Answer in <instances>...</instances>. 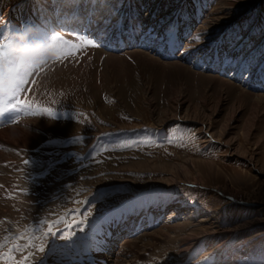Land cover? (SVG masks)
<instances>
[{"label": "rangeland", "instance_id": "rangeland-1", "mask_svg": "<svg viewBox=\"0 0 264 264\" xmlns=\"http://www.w3.org/2000/svg\"><path fill=\"white\" fill-rule=\"evenodd\" d=\"M59 1L38 0L30 15L25 13L17 21L9 19L13 9L10 14L0 12V31L4 29L0 32V44L7 45V36L18 22L29 25V17L39 22L35 44L48 43L53 34L74 43L87 39L95 44L62 60L50 59L34 72L20 96V101H27L31 108L23 112L13 108L0 110V129L23 128L24 120L32 119L74 128L72 134L65 135L30 124L36 135L42 137L33 147L22 150L0 144V151L8 154L0 161V227L6 226L0 230V264H71L77 259L88 264L92 243L101 249L96 235L98 221L102 223L110 213H131L145 206L153 217L136 219L135 225L142 227L130 233L106 258L109 264H264V110L250 109L247 101L244 104L226 96L224 90H215L213 83L202 90L194 81L192 99L201 103L199 98L206 93L207 107L211 110L218 107L216 125L231 127L230 134L237 143L236 154L198 120L181 118L162 126L149 125L152 117L143 103L141 90L149 86L159 92L173 91L184 83L185 77L132 57H126V64L115 69L92 65L97 56L95 50L122 51L107 48L89 33L60 30L48 24L37 7L45 3L55 9ZM161 1L164 2L158 0ZM222 1L226 9L219 7ZM170 2L159 17L161 22L149 30L142 27L144 47L134 49H142L164 61L180 59L193 70L264 94V0ZM210 18L218 20L210 28H202ZM25 35L23 42L30 44L31 31ZM173 46L176 51L172 54ZM99 80L102 81L99 95L86 102L88 82L98 84ZM83 81L86 84H81ZM131 88L137 90L136 97H125L124 107L116 89L125 96ZM159 95L161 102L164 93ZM221 97L228 99L222 105ZM104 105L110 112L101 110ZM135 109L141 118L135 115ZM111 111L115 113L111 115ZM183 158L193 159L197 173L191 169L187 175L190 179L197 176L201 184L184 181V173L180 171L179 179L166 185L160 180L168 173L160 168L123 170L143 160L170 164ZM174 203L186 207L174 208ZM157 207L166 210L158 214ZM209 221L214 226L211 233L187 238L189 230L207 226ZM237 225L238 229L225 231ZM126 229L125 225L120 231ZM155 230H164L168 237L158 240L141 259H136L125 242H147L148 233ZM41 246L42 252L38 250Z\"/></svg>", "mask_w": 264, "mask_h": 264}, {"label": "bare ground", "instance_id": "bare-ground-1", "mask_svg": "<svg viewBox=\"0 0 264 264\" xmlns=\"http://www.w3.org/2000/svg\"><path fill=\"white\" fill-rule=\"evenodd\" d=\"M40 1V0H39ZM43 1V0H42ZM71 0H62L60 1V6L59 8H65L68 6L69 2ZM77 1L81 2L82 1V5L80 6L81 8L85 7L86 2H88L87 0H73V7L76 8L78 7L77 5ZM92 1V0H90ZM102 1V5L104 8H108L111 7V12H113L114 10V5L116 4L114 1L115 0H100ZM38 0H0V12L1 11H5L6 13H9L10 9H13V16L9 17V19H11L12 21H17V20H21L22 16H24L25 13H27L28 15H30V11L31 8L34 7V3H37ZM91 2H88V4H90ZM142 3H144V5L147 7L150 4V0H142ZM161 5L159 4L158 0H155V2L153 3L152 7L156 6V8L154 9H143L144 12L148 13V15L146 17H144V22H150V14H154L152 17L154 18V21L156 22H161V18L157 17V16H163V10L166 7H169V3L170 0H164V2L162 3V1L160 2ZM29 4L30 6L27 7L26 5ZM43 5L47 6L45 3H42ZM158 4V6H157ZM89 6V5H88ZM19 7L22 8V10H19ZM220 8H227L223 1L220 2L219 4ZM17 8V9H16ZM41 9L46 10V15L48 17L52 18L53 14H49V11H51L52 13L55 12V9H53V7H42ZM35 11V10H34ZM61 11V10H60ZM96 11H97V6H96ZM104 12V19H107L110 21V18L107 16L106 11ZM33 13V12H32ZM10 14V13H9ZM157 15V16H155ZM73 16V12L70 11L68 12L67 15V20L66 21H70L72 19ZM4 17V16H3ZM28 17V16H27ZM35 18V16H33ZM43 17V16H42ZM29 19L32 21L33 19L31 17H29ZM218 19L216 18H210L209 20L205 21L204 25H202V28H206L207 26H209V28L211 26H213V24L217 21ZM116 23H120L119 21H116ZM101 25V26H100ZM99 25V30L101 29H105L104 33V37L102 36V38L107 41L108 43H110V37H111V33L113 35L115 34H122L125 31L122 30L120 32L119 30H115L114 28L109 27L108 24L102 23ZM19 22L17 25H15V31H17L19 29ZM204 28V29H205ZM99 30H97L99 32ZM1 32H4L3 30H1ZM130 37L128 33H124V37ZM97 56L93 59L92 61V65H95L97 67L99 66H103L104 69H108V68H113L115 69L116 67H119L120 65L122 66V64H126L125 62H127L125 59L126 57H132L131 59H134L140 63L143 64H150L151 67H156L159 68L161 67V71H163L164 69L169 70L170 72H176L178 74H180V76L185 77L184 83L180 84L177 88H175L173 91L168 89H165L163 91V89L159 91H155L153 90L151 87L146 86L143 88V90H141V94H142V99H143V103L147 104V109L149 111L150 117H152V121L149 123V125L151 126H162L165 123H167L168 121H176V120H180L182 119H193V120H198L200 121L203 125L207 126V129L210 130L212 132V134L214 135V137H216L219 142H223L224 145L227 146V148L232 149L233 153H237V143L235 142V139L233 136H231L230 134V129L231 127L223 126L222 128H219L216 124H217V108L211 110L210 107H207L206 103L208 100V97L205 96V94H201L199 100L201 99V103H198L196 100L192 99V94L193 92V83L194 81H196L197 83V87H199L202 90H206V87L211 85L212 83L214 85H216L214 87L215 90H220L223 91L224 93H226V96L229 97H234L235 100L237 101H243L245 104V101H247V103H249V107L251 108H262L264 110V94L262 93H254V92H250L248 90H245L244 88H242L241 86H238L234 83H232L231 81L222 78V77H218L216 75L213 74H208L205 72H199L196 70L191 69L190 67H188L187 65L183 64L181 62L180 59L177 60H170V61H164L161 60L158 56H154L151 55L150 53H148L147 51H144L142 49H132L130 48V50L127 48L125 50H122V52H118V53H109V52H103V51H99V50H95ZM135 61V62H136ZM91 62V61H90ZM129 63V62H128ZM131 63V60H130ZM138 64V63H137ZM130 65V64H127ZM124 66V65H123ZM150 67V66H149ZM87 68V67H86ZM90 68V67H89ZM127 68V66H126ZM99 69V68H98ZM102 69V68H101ZM112 69V71H113ZM132 69V68H131ZM111 70V69H110ZM118 70V69H116ZM121 70V69H120ZM129 70V68H128ZM156 70V69H155ZM160 70V69H159ZM164 70V71H165ZM119 71V70H118ZM125 71V70H124ZM131 71V70H130ZM90 72V71H89ZM102 72V71H101ZM94 73H96L94 71ZM105 73V72H104ZM107 73V72H106ZM105 73V75H106ZM124 73V72H123ZM126 73V72H125ZM124 73V74H125ZM160 73V71H159ZM165 73V72H164ZM113 74V73H112ZM116 74V73H114ZM128 74V73H127ZM130 74V73H129ZM155 74V73H154ZM161 74V73H160ZM88 75V74H87ZM103 75V74H102ZM104 76V75H103ZM112 76V75H111ZM115 76V75H114ZM90 77V74H89ZM87 77V78H89ZM93 77V76H91ZM96 74L94 76V78H96ZM116 77V76H115ZM148 77V76H147ZM146 77V78H147ZM163 77V76H162ZM177 77V76H176ZM179 77V76H178ZM93 78V79H94ZM122 78V77H121ZM149 78V77H148ZM102 79V78H101ZM104 79V77H103ZM108 78H106L107 80ZM110 79V77H109ZM141 79V78H140ZM168 79V78H167ZM90 80H92V78H90ZM114 80V79H113ZM128 80V79H127ZM74 81V80H73ZM72 81V83L74 84V82ZM82 81V80H81ZM89 81V80H86ZM104 81V80H103ZM109 81V80H108ZM116 81V80H115ZM142 81V80H141ZM149 81V80H148ZM147 81V82H148ZM158 81V80H157ZM181 81V80H180ZM91 82V81H90ZM88 82V87H86L88 89V93L87 96L88 98L86 99V102H88L87 100H93L97 97V95H99V91H100V87H101V83L102 81H98L99 83L97 84V82H92L90 83ZM161 82V81H160ZM158 82V83H160ZM86 84L84 81L81 84ZM130 83H131V79H130ZM157 83V84H158ZM105 87L107 82L105 83ZM112 84V83H111ZM110 84V85H111ZM115 84V82H114ZM113 86H116L114 85ZM123 84V83H122ZM128 85V83H126ZM148 84V83H147ZM164 84V83H163ZM80 85V84H79ZM161 85V83H160ZM176 85V84H175ZM178 85V84H177ZM112 86V87H113ZM138 86V85H137ZM162 86V85H161ZM170 86V85H169ZM85 87V86H84ZM118 87V86H117ZM120 87V86H119ZM118 87V88H119ZM130 87V86H129ZM164 87V86H163ZM162 87V88H163ZM171 87V86H170ZM169 87V89H170ZM74 88V87H73ZM109 88V87H108ZM117 88V89H118ZM127 88V87H126ZM125 88V89H126ZM140 88V87H139ZM159 88V87H158ZM161 88V87H160ZM159 88V89H160ZM167 88V87H165ZM198 88V89H199ZM69 89V88H68ZM102 89V87H101ZM107 89V88H106ZM105 89V90H106ZM112 89V88H111ZM116 89V93L117 94V98H119V100H121V102L124 105V107H126V101H125V97L130 98V99H135L136 97V93L137 90L136 89H132L130 90V92L125 95L122 96V92L118 91ZM172 89V88H171ZM108 90V89H107ZM121 90V89H120ZM213 90V92L215 91ZM122 91V90H121ZM124 91V90H123ZM108 92V91H107ZM114 92V90H113ZM201 92V91H200ZM212 92V91H211ZM125 93V92H124ZM164 93V97L163 101L160 102L159 94ZM170 93V94H169ZM202 93V92H201ZM208 93V92H207ZM221 93V92H220ZM106 94V92H105ZM200 94V93H199ZM212 93H210L211 96ZM76 95V94H75ZM86 95V94H85ZM208 95V94H207ZM220 95V94H219ZM223 95V94H222ZM221 95V96H222ZM79 96V95H78ZM113 96V95H112ZM141 96V95H140ZM218 96V95H216ZM82 97V96H80ZM124 97V98H123ZM219 97V96H218ZM86 98V97H85ZM84 98V99H85ZM113 98V97H112ZM115 98V97H114ZM116 98V99H117ZM156 98V99H155ZM74 99V98H73ZM83 99V100H84ZM128 99V100H130ZM76 100V98H75ZM78 100V99H77ZM80 100V98H79ZM78 100V101H79ZM100 100V99H99ZM157 100V101H156ZM214 100V99H213ZM227 97H221L220 99V104H224L225 102H227ZM233 100V101H235ZM82 101V100H81ZM156 101V102H155ZM80 102V101H79ZM85 102V103H86ZM97 102V100L95 101ZM118 102V101H117ZM129 102V101H128ZM224 102V103H222ZM92 103V102H91ZM100 103V102H99ZM133 103V102H132ZM93 104V103H92ZM134 104V103H133ZM217 103H214V105L216 106ZM227 104V103H226ZM239 104V103H238ZM81 105V104H80ZM119 105V104H118ZM129 105V104H128ZM127 105V107H128ZM131 105V104H130ZM161 105V107H160ZM228 105V104H227ZM231 105V104H230ZM242 105V104H241ZM113 106V105H111ZM123 106V105H122ZM214 106V107H215ZM218 106V105H217ZM101 110L104 112H108L109 108L104 106H100ZM118 107V106H115ZM220 107V106H219ZM239 107V106H238ZM96 108V107H95ZM114 108V107H112ZM130 106L128 107V110ZM235 108V107H234ZM122 109V108H121ZM127 109V108H126ZM133 109V108H132ZM255 109V110H256ZM98 110V109H96ZM108 110V111H107ZM210 110V112H209ZM237 110V109H236ZM235 110V111H236ZM254 110V111H255ZM132 111V110H131ZM232 111V110H231ZM261 111V110H260ZM259 111V112H260ZM110 112V111H109ZM130 112V111H129ZM134 112V111H133ZM258 112V111H257ZM256 112V113H257ZM262 112V111H261ZM114 112L111 111V115L114 114ZM135 115L139 118H141L140 113L137 112V109H135ZM235 113V112H234ZM108 114V113H107ZM249 114V113H248ZM251 114V113H250ZM255 115V114H254ZM247 115H245L246 117ZM249 116V115H248ZM108 117V116H107ZM110 117V116H109ZM244 117V118H245ZM256 118V117H255ZM229 120V119H228ZM227 122V121H225ZM247 122V121H246ZM248 123V122H247ZM23 128H19L16 126H7L5 128H1L0 129V144L3 145L7 144L9 146H13L15 148H19V149H25L28 147H33V144L35 145V143L40 139L41 140V135L38 134V136L36 135V130H34V127H31V125H35L37 128H41L46 132H52V133H62L65 135H70L73 133L74 128L70 125H54L51 123H46V122H41L38 121L36 119H32V120H24L23 122ZM252 124V123H251ZM250 124V125H251ZM243 125V124H242ZM231 126V125H230ZM252 126V125H251ZM35 127V128H36ZM254 127V126H253ZM243 128V127H242ZM34 130V131H33ZM233 130V129H232ZM248 130V129H247ZM234 131V130H233ZM243 134V133H242ZM241 135V134H240ZM237 136V135H236ZM8 154L0 151V161L4 160L5 158H7ZM196 160V159H194ZM199 162H203V163H210L206 162L204 160H198ZM215 162V161H214ZM211 164V163H210ZM210 166V165H209ZM212 166V165H211ZM152 168H160L161 171L165 170L167 171L168 175L165 176L164 178H162L160 181H165L167 184L166 185H170V183H173L175 181H177V179H179V177L177 176V173L180 171L183 174L184 177V181L188 182V183H195V184H201L200 180L198 179L197 176H194L193 178L190 179V177L187 175L191 169H194L195 171H193L194 173H197V170L195 169V167L193 166V159L192 158H183L180 162H173L170 164L168 163H163V161L159 160L158 162L152 161V160H143V161H139L136 163H133L132 166L129 167H124L123 170H128V169H137V170H141V169H146V170H151ZM145 171V170H144ZM174 173V174H173ZM181 178V177H180ZM158 183V182H157ZM193 184V185H195ZM190 185V184H189ZM223 188V187H222ZM223 194V193H222ZM231 194V193H230ZM234 194V193H233ZM232 196V195H231ZM234 196V195H233ZM20 201V200H19ZM24 202V201H23ZM20 203V202H19ZM180 206H184L185 205H180V203H176L173 207H180ZM17 207V206H16ZM5 209V208H4ZM26 209V208H25ZM20 212V211H19ZM2 213V211L0 210V214ZM6 214V209L4 210V215ZM19 216V215H18ZM15 217V216H14ZM20 217V216H19ZM137 216H135L134 218H129L127 216H123L122 218L115 220L114 222L111 223V221H107V223L105 224L106 229H108L110 231L109 234L113 235L112 237L109 238V242L107 244L106 250L101 251V254L98 255L99 256V261H101V263L99 264H109L107 261V257L109 255L112 254V252L118 248V246L121 244V242L132 232H134V230L141 228L140 225H138L137 227L133 228V224L131 223V221H135V218ZM37 220V219H36ZM35 220V221H36ZM128 224V228L127 230L122 234L116 235L115 233L118 231V229H120V227L122 225H124L125 223L129 222ZM240 226V225H239ZM238 225L235 226V228H228L225 231H234L236 229H238L239 227ZM6 226H2L0 227L1 229H4ZM34 227V226H32ZM132 227V228H131ZM130 229V231L128 232V229ZM214 226L212 224V221H209V225L204 226V227H197L194 230H189L188 231V236L187 238H196V237H202L208 233H211L213 230ZM57 229V228H56ZM207 229V230H206ZM97 234L99 235L100 239H104L106 238V236H103V232H102V228H99L97 230ZM149 235V239L147 240V242L144 243H139L136 240H132V241H126L125 245L128 246L130 249H132L135 252V256L136 259H141L142 255L147 252V250L149 249L150 246L155 245L156 242L164 237H168V235L165 233L164 230H155L153 232L148 233ZM66 239V237H65ZM70 240V239H69ZM71 242V241H70ZM77 246V245H76ZM78 247V246H77ZM87 249V248H86ZM95 252L98 253L99 249L97 247L94 248ZM86 252V251H85ZM81 253V252H80ZM74 254V253H73ZM84 254V253H83ZM17 256V255H16ZM65 257V256H64ZM77 258V257H76ZM68 259V258H67ZM47 260V259H46ZM45 261V260H44ZM71 261V260H70ZM81 262V261H80ZM45 263V262H44ZM98 264V263H95Z\"/></svg>", "mask_w": 264, "mask_h": 264}, {"label": "snow or ice", "instance_id": "snow-or-ice-1", "mask_svg": "<svg viewBox=\"0 0 264 264\" xmlns=\"http://www.w3.org/2000/svg\"><path fill=\"white\" fill-rule=\"evenodd\" d=\"M95 46V44L87 39H80L78 42H72L64 39L59 34H53L49 37L47 50L53 60H62L69 55H75L83 47ZM8 46L0 44V110L7 108L16 109L19 112L26 111L31 108L27 101L21 102V93L25 91V85L29 82V77L34 72L39 71L42 65H46L47 61L38 63L23 64L9 60L3 50ZM50 112V109H44ZM51 227L49 232H51ZM39 251H44L41 246ZM27 259V258H26Z\"/></svg>", "mask_w": 264, "mask_h": 264}, {"label": "clouds", "instance_id": "clouds-1", "mask_svg": "<svg viewBox=\"0 0 264 264\" xmlns=\"http://www.w3.org/2000/svg\"><path fill=\"white\" fill-rule=\"evenodd\" d=\"M36 25H21L20 28L10 33L7 38V48L3 54L9 59L18 63L29 64L40 61H49L51 55L47 50L48 43L28 44L23 41L26 39L25 33L35 30Z\"/></svg>", "mask_w": 264, "mask_h": 264}]
</instances>
